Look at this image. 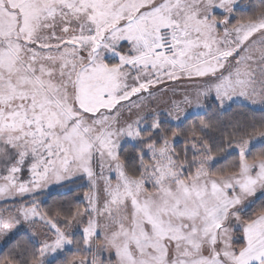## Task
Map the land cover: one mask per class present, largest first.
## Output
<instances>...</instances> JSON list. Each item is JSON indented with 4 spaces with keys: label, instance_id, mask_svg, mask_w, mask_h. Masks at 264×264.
Wrapping results in <instances>:
<instances>
[{
    "label": "snow or ice",
    "instance_id": "1",
    "mask_svg": "<svg viewBox=\"0 0 264 264\" xmlns=\"http://www.w3.org/2000/svg\"><path fill=\"white\" fill-rule=\"evenodd\" d=\"M0 264H264V0H0Z\"/></svg>",
    "mask_w": 264,
    "mask_h": 264
},
{
    "label": "trees",
    "instance_id": "2",
    "mask_svg": "<svg viewBox=\"0 0 264 264\" xmlns=\"http://www.w3.org/2000/svg\"><path fill=\"white\" fill-rule=\"evenodd\" d=\"M79 192L80 195L77 196L76 193L68 188L57 187L43 198L45 201L43 206L49 210H53L61 205L64 207L74 206L75 202L82 197L83 190L81 189Z\"/></svg>",
    "mask_w": 264,
    "mask_h": 264
},
{
    "label": "rangeland",
    "instance_id": "3",
    "mask_svg": "<svg viewBox=\"0 0 264 264\" xmlns=\"http://www.w3.org/2000/svg\"><path fill=\"white\" fill-rule=\"evenodd\" d=\"M57 187H58V186H53V187L50 189L49 193H51V192H52L53 190H55Z\"/></svg>",
    "mask_w": 264,
    "mask_h": 264
}]
</instances>
